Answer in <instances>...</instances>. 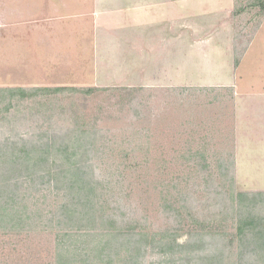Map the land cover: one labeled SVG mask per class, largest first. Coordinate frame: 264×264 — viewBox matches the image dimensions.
<instances>
[{
  "label": "rangeland",
  "instance_id": "1",
  "mask_svg": "<svg viewBox=\"0 0 264 264\" xmlns=\"http://www.w3.org/2000/svg\"><path fill=\"white\" fill-rule=\"evenodd\" d=\"M257 2L0 0V88L69 89L2 97L0 143L46 142L83 129L94 138L87 156L99 197L126 217L124 228H171L181 230L180 243L192 232L228 246L238 232L231 215L233 204L241 214L238 193L264 194V116L253 114L264 112V97L241 102L245 92L264 93V9ZM85 12L87 43L94 41L83 59ZM256 139L262 144H251ZM35 177H15L14 208L0 198L2 210L17 214L10 223L0 218V264H56L65 232L76 231L75 223L61 227L57 212L69 192ZM255 197H245L258 203L244 202L254 209L244 215H264V195ZM83 200L87 189L70 201ZM248 246L242 256L238 242L226 248L235 252L232 264H264V246ZM158 251L143 264H169Z\"/></svg>",
  "mask_w": 264,
  "mask_h": 264
},
{
  "label": "trees",
  "instance_id": "2",
  "mask_svg": "<svg viewBox=\"0 0 264 264\" xmlns=\"http://www.w3.org/2000/svg\"><path fill=\"white\" fill-rule=\"evenodd\" d=\"M257 3L264 9V0H259ZM239 61L240 58H237L236 66ZM67 90L69 89L64 87H36L31 90L0 88V101L5 96L10 100H24L46 93L60 94ZM73 91L77 92L81 89L73 88ZM93 91V89L84 90L87 94ZM76 131L75 127L70 128L62 136L56 135L46 142L21 137L9 143L10 140L0 143V198L11 202V209L15 207L14 203L18 197L15 194L19 183L16 182L15 177L38 176L69 192L68 201L60 204L57 212L63 219L61 227L68 229L69 225L75 223L76 231L65 232L64 237L68 239L64 240L61 246L62 250H59L56 256V264H75L80 260L83 264H143L146 256L155 250L169 255L170 257L167 259L170 261L169 264L171 261L175 264H182L178 261H182L184 258L188 260L187 264H232L235 252L227 253L228 246L232 247L238 242L241 249L240 256L244 254L243 250L249 247V243L253 244L255 241L256 247L264 246V215L251 214L250 212H253L254 209L250 210V205H243L244 202H248L256 207L258 201L248 198L250 196L256 198L255 196L264 194L238 193L240 199L244 198L240 203L241 214L235 215L240 211L234 204L231 210L232 217H238V232L233 241H230L224 248L219 241L214 243V240L199 238L192 232L188 233V239L184 243H180L178 239L181 230H177V233L171 228L159 232L144 228H124L123 222L126 217L120 216L115 209L106 208L95 187L92 161L88 160L87 156V153L90 155L93 150L92 141L94 138L88 139L87 132L83 129L80 130V135ZM93 135L95 136V133ZM81 150L83 154L80 153ZM225 176L227 177V175ZM229 180L232 179L229 178ZM29 184L32 183L29 182ZM85 189H87V202L83 200L80 204L75 205V201H70L73 197H80ZM247 196L248 198H245ZM234 202L236 203V201ZM75 208L78 214H76ZM180 208L184 209L183 206ZM242 209L250 211V214L244 215ZM0 218L2 222L10 223L17 219V214L9 211V207L5 210L0 208ZM176 222L178 224V221ZM97 226H99L98 230H96ZM70 238L76 242L72 246ZM85 238L86 240H84ZM82 244L87 246L82 247ZM208 244L212 245L209 251L206 248ZM201 250L203 252L200 254ZM205 251L208 253L206 254ZM257 253L259 252L256 250L251 252L255 258H258Z\"/></svg>",
  "mask_w": 264,
  "mask_h": 264
},
{
  "label": "crops",
  "instance_id": "3",
  "mask_svg": "<svg viewBox=\"0 0 264 264\" xmlns=\"http://www.w3.org/2000/svg\"><path fill=\"white\" fill-rule=\"evenodd\" d=\"M8 14V13H7ZM11 15V13L9 14V16ZM8 16V15H7ZM83 17H84V22H82L81 24H83V28H81L82 30H83V36H82V41H83V59H84V57L87 55V52L88 51H92V47L90 46L91 45V42H93L94 41V37H92L91 39H89V43H87V37H89V35L87 36V12H85V13H83ZM7 20V19H6ZM116 20L115 19H113V21H112V23H113V28L115 27V24H116ZM81 24H80V26H81ZM5 25H8L7 24V22H5ZM62 25V24H61ZM121 26V25H120ZM75 30V29H74ZM75 37V36H74ZM73 37V38H74ZM87 45H88V47H87ZM89 48V49H88ZM88 49V50H87ZM91 57H93V56H91ZM90 63H92V64H97L98 62H97V60H95V61H91L90 60ZM245 95H248V100H244V101H241L242 102V104L244 105H246V104H248V106L249 105H253V103H259V104H261V101H259V99H255V97H259V98H263L264 97V93L263 94H258V95H252L251 93H246L245 92ZM247 97V96H246ZM242 98V97H241ZM240 104V103H239ZM263 113V116H264V112H262L261 110L259 111H257L256 113H253L254 115H260V114H262ZM251 144H262V143H260L257 139L256 140H254V142H251ZM243 161V160H242Z\"/></svg>",
  "mask_w": 264,
  "mask_h": 264
}]
</instances>
